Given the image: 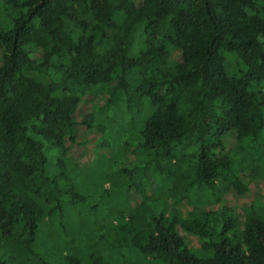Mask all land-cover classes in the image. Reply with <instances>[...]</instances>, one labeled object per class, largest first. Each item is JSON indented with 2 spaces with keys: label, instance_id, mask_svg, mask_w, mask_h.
<instances>
[{
  "label": "trees",
  "instance_id": "trees-1",
  "mask_svg": "<svg viewBox=\"0 0 264 264\" xmlns=\"http://www.w3.org/2000/svg\"><path fill=\"white\" fill-rule=\"evenodd\" d=\"M0 14V264H264V198L240 211L216 196L264 178L250 167L264 0H0ZM93 88L142 118L112 194L89 201L69 160Z\"/></svg>",
  "mask_w": 264,
  "mask_h": 264
},
{
  "label": "rangeland",
  "instance_id": "rangeland-1",
  "mask_svg": "<svg viewBox=\"0 0 264 264\" xmlns=\"http://www.w3.org/2000/svg\"><path fill=\"white\" fill-rule=\"evenodd\" d=\"M2 16L0 14V18ZM138 41L139 38L135 37V46L138 45ZM133 51L135 52L134 48ZM104 92V88L89 89L85 92L83 98H81L83 106L80 108L78 115L91 117L93 129L84 131L80 137L82 144L70 151L72 153L70 155L72 162L70 160L69 162L75 166L74 173L71 175L73 184L77 193H82L89 197V201L92 200L91 195L93 191H98L101 194H104L106 191L110 193L109 182L104 177L106 174L113 172L115 164H131L132 159L129 153L134 150L136 145V138L142 118V115L139 113L130 115L119 110V106L115 105V107L111 108L106 105L104 102V98L106 97ZM106 116L113 118V124L109 123ZM131 119H133V122L130 121ZM102 126L105 127L103 133L98 129V127ZM125 143L129 144L130 149L124 150L121 148ZM114 145L115 147L113 148L112 146ZM257 149L259 153L263 152L264 139L259 142ZM54 160L55 158H52L51 162ZM259 163H253L250 167L258 169L260 165L261 169L264 168V157ZM230 181L231 179L227 183L228 189L226 191H224L223 186H218L219 190L216 196L221 198V200L230 201L237 210L242 211L253 205L257 199L264 198L263 176H257L254 179L249 177V175H245L244 182L250 185L251 188L250 192L243 196H236L235 185L231 184ZM141 199L138 201L139 204ZM105 201L111 202L110 200Z\"/></svg>",
  "mask_w": 264,
  "mask_h": 264
}]
</instances>
